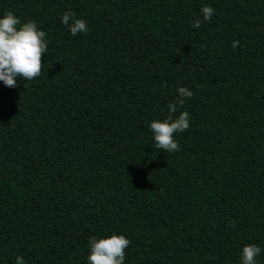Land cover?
Segmentation results:
<instances>
[{"label":"trees","instance_id":"1","mask_svg":"<svg viewBox=\"0 0 264 264\" xmlns=\"http://www.w3.org/2000/svg\"><path fill=\"white\" fill-rule=\"evenodd\" d=\"M8 11L48 47L39 77L0 81V264H88L89 239L112 234L130 241L124 264H242L248 244L264 264V0ZM65 12L89 31L73 36ZM179 87L193 96L170 113ZM183 111L180 150L158 149L150 123Z\"/></svg>","mask_w":264,"mask_h":264},{"label":"clouds","instance_id":"2","mask_svg":"<svg viewBox=\"0 0 264 264\" xmlns=\"http://www.w3.org/2000/svg\"><path fill=\"white\" fill-rule=\"evenodd\" d=\"M214 12L211 6H204L201 9L203 21L211 20ZM61 23L69 28L73 36L89 31L86 22L75 18L74 12H65ZM201 23L202 21L197 19L193 21L192 27L199 28ZM46 35L45 31L38 29L37 22L22 23L12 11H8L3 18H0V81L5 86L16 87L18 77L30 81L41 75L43 58L48 47ZM238 46L239 41L234 40L232 47L237 48ZM177 91L179 97L168 105L170 113H176L177 108L184 105V98L193 96V92L187 87H179ZM149 127L153 132L154 142L158 149L168 153L178 152L180 146L174 139V135L190 127L189 113L183 111L175 119L169 115L163 121L154 120ZM129 244V239L122 234H112L107 238L99 239L92 236L89 239L88 264H124L125 249ZM260 253L261 248L257 245H245L242 249V264H257L256 257ZM16 264H25L22 256L16 257Z\"/></svg>","mask_w":264,"mask_h":264}]
</instances>
